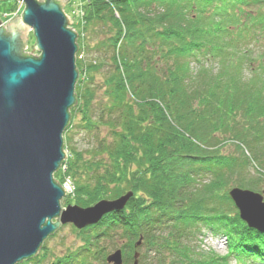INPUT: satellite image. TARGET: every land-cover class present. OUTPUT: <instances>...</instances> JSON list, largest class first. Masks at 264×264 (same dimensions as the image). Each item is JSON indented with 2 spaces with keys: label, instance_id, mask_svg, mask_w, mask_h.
Instances as JSON below:
<instances>
[{
  "label": "trees",
  "instance_id": "16d2710c",
  "mask_svg": "<svg viewBox=\"0 0 264 264\" xmlns=\"http://www.w3.org/2000/svg\"><path fill=\"white\" fill-rule=\"evenodd\" d=\"M92 7L89 24L116 29L93 48L79 43L65 143L77 115V130L92 141L85 150L68 146L76 159L67 174L82 208L134 195L98 224L74 227L81 246L53 264H109L118 250L123 264H135L136 253L138 264H230L194 245L201 227L226 237L237 264H264V234L240 219L227 191L235 176L232 188L257 191L264 181L239 175L243 166L220 151L223 138L238 137L264 170V0H95ZM82 49L105 56L86 57L83 66Z\"/></svg>",
  "mask_w": 264,
  "mask_h": 264
},
{
  "label": "water",
  "instance_id": "95a60500",
  "mask_svg": "<svg viewBox=\"0 0 264 264\" xmlns=\"http://www.w3.org/2000/svg\"><path fill=\"white\" fill-rule=\"evenodd\" d=\"M18 1L25 4L22 18L6 27L0 22V264L36 257L61 226L96 225L125 209L134 195L63 209L65 191L54 175L66 159L63 134L77 102L78 36L63 11L68 0ZM31 29L39 56L24 53ZM229 196L240 219L264 234L263 195L233 188ZM107 262L123 264L122 251Z\"/></svg>",
  "mask_w": 264,
  "mask_h": 264
},
{
  "label": "rangeland",
  "instance_id": "374dc122",
  "mask_svg": "<svg viewBox=\"0 0 264 264\" xmlns=\"http://www.w3.org/2000/svg\"><path fill=\"white\" fill-rule=\"evenodd\" d=\"M43 1V0H40ZM95 0H68L65 4H63V11L65 15L70 19L72 24H69V29L73 30L77 36V44L79 46L83 43L85 47L89 46L93 48L94 43H106L108 38L112 35L111 32L116 28L114 23L108 22L107 24H99L98 26H92L89 24L90 15L93 10V4ZM25 11V4L18 0H0V22L6 27L10 21L14 19H21L22 14ZM115 18L120 19L119 14L115 11ZM89 24V25H88ZM113 33V32H112ZM27 49L24 51L25 54H30L33 56H39L40 53L36 50V38L34 36V32L31 29L27 33ZM105 49V48H104ZM101 51H88L82 49L81 57H79V61L84 66V60L86 57L91 60L96 59L97 57L105 56V50ZM85 51V53H84ZM88 54V56H87ZM87 65V64H86ZM195 66V64H193ZM84 69V68H83ZM85 71V70H84ZM79 72V70H78ZM106 72L97 75V83L101 84ZM246 77H251V75L246 73ZM85 75H81L80 82H83ZM82 84V83H80ZM81 86V85H79ZM76 93V89H75ZM100 95L97 96V99ZM80 115H77L74 119L73 126H78ZM71 121V120H70ZM73 128L72 131L68 134L70 136L71 142L68 145L65 143L66 138L63 134L64 139V152L66 154V159L61 164L58 172L55 173L54 179L59 185L63 188V186H68L70 189L74 191L65 192V198L61 201V205L63 209H65L68 205L75 204V197L77 195V187L73 178H71L67 173L69 171V167L71 163L75 161V156L69 149V147L85 150L88 148L89 144L92 141V138L89 137L86 133L81 132V130H77V128ZM223 139L227 141H223L220 145V151L223 153L224 157H228L233 161H236L237 168L243 166L242 170L239 172L241 176L248 177L247 179H262L264 181V170L259 167L258 161L253 159L252 155L247 152L244 148L243 144L240 143L238 137H233L229 135ZM184 139L179 138V141ZM189 142L185 140V145H188ZM69 146V147H68ZM235 163V164H236ZM230 167L233 169H237L234 165L230 164ZM246 169V170H245ZM236 176L231 180L229 184V188H227L228 193L233 189L232 183H235ZM263 183V182H262ZM235 185V184H234ZM259 189V190H258ZM257 193H260L264 197V183L260 184L258 187ZM55 222V220H54ZM254 234L250 235L253 236ZM223 235H215L208 228L201 227V232L196 239L197 248L199 251H203L206 253H214L221 257H225L230 259V264H237L234 256L231 253V249H229V245L226 244L225 240L222 237ZM124 243V242H122ZM82 242L80 237L74 231L73 225H63L61 226L53 235L49 236L45 242L43 243V247L40 249L37 256L40 258L39 261H23L19 264H53L60 258L68 255L69 252L73 250H77L81 246ZM37 257V258H38ZM250 264V263H248Z\"/></svg>",
  "mask_w": 264,
  "mask_h": 264
},
{
  "label": "built area",
  "instance_id": "2783aa9c",
  "mask_svg": "<svg viewBox=\"0 0 264 264\" xmlns=\"http://www.w3.org/2000/svg\"><path fill=\"white\" fill-rule=\"evenodd\" d=\"M67 185V184H66ZM63 186V189H64V191L65 192H67V193H69V192H71L72 193V191H74L73 189H70L68 186Z\"/></svg>",
  "mask_w": 264,
  "mask_h": 264
}]
</instances>
